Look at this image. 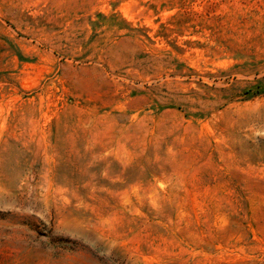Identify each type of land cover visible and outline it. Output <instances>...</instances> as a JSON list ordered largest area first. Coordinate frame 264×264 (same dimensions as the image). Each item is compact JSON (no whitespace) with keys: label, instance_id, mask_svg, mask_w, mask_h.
<instances>
[{"label":"rangeland","instance_id":"rangeland-1","mask_svg":"<svg viewBox=\"0 0 264 264\" xmlns=\"http://www.w3.org/2000/svg\"><path fill=\"white\" fill-rule=\"evenodd\" d=\"M0 264H264V0H0Z\"/></svg>","mask_w":264,"mask_h":264}]
</instances>
